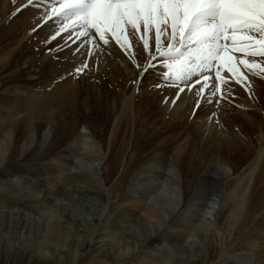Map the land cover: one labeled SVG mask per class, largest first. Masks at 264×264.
Segmentation results:
<instances>
[{"label": "rangeland", "instance_id": "rangeland-1", "mask_svg": "<svg viewBox=\"0 0 264 264\" xmlns=\"http://www.w3.org/2000/svg\"><path fill=\"white\" fill-rule=\"evenodd\" d=\"M26 21L28 20L26 19ZM73 53L78 58H85L86 62L93 58H98L95 45L92 43H80L74 48ZM14 64L16 63H13L12 66L9 60L7 67L16 71L15 76L10 79L3 78L4 86L0 88V92L4 93V95H0L1 118L6 117L8 113L5 110L6 102L2 98L9 97L13 102H11L13 108H15L16 102L20 97L39 89V86L43 84L40 74L37 75L36 79H27L26 70L33 68L27 65L17 66V64ZM145 68H148V64L143 69ZM41 70H43V66H41ZM124 71L128 72L127 69H124ZM141 71L137 73V77L134 76V86L126 95L125 100L133 108L141 98L146 96L145 92L147 91L151 103L141 107L139 112H132L134 114L131 116V125L128 121L125 125L124 116L120 114L121 106L112 119H101L98 127L101 131H96L91 127L89 129L85 125L80 124L76 127L74 135L64 138L65 144L68 143L77 150L88 152L94 148L92 146H95V148L100 146L106 136L108 138L111 134L110 147L107 148L106 155L114 156L115 168L107 167L103 170L104 177L108 179L105 192L110 189V205L102 204L94 193L87 196L86 192L89 189L88 180L83 179L80 176V172L74 175L75 173L71 172V170H67V167L54 155H49L40 160L34 159L36 155L40 156V151H43L44 147L50 144L52 140L45 144L44 142L38 143L36 145L37 149L34 151V157H28L29 159L24 157L27 153L25 152L22 155H18L20 158L17 156L18 159L16 157L14 160H10L12 151L0 150V202L2 201L0 203V214H2L0 215V231H3L0 233V235L2 234L0 236V264H221L220 253L222 251L226 252L224 257L228 258L223 261V264H264V225L256 224L257 221L264 219V156L252 173V179L248 184L244 202H241L239 198V208L234 207V201L238 199L237 189L243 187L241 180L250 160H248L246 153L243 151L232 150L228 142H221L220 154L228 158L227 160L231 164V166H228L230 170L232 167H236L239 172L232 175L228 180L226 174L219 178L227 193L234 187L230 197L222 196L218 209L220 214L217 219L213 218L209 223V225L212 224L214 229L221 227V231H223L220 233L222 242H220L221 237L217 240L216 231L213 229L209 228L205 233L196 232L198 229L205 228L203 216L204 199L199 198L198 200L183 202L181 172L188 177V164L204 162L209 156L183 160L177 165L173 164L170 168L167 162L159 159L153 161L152 165L142 168L134 163L130 152L132 150L139 152L138 141L143 138H139V134L144 131L151 137L161 132L170 139L169 143L164 144L158 138L152 147L154 149L168 151L171 150L169 145L172 143L180 144L181 146L185 144L191 156L197 154L208 155L210 148L207 147L206 141L211 134V130H207V126L201 129L199 126L202 123H200L198 117L191 121L183 120L179 123L172 122L175 120V115L173 114H170V116L164 115L162 119H159V92L163 88L170 89L172 86L165 83L159 89L153 87V85L161 84L163 81L160 79L158 71L154 73L153 70L148 71L146 74H154V77L147 79L149 85H146L144 84L146 80H143L142 77L144 75L141 76ZM125 78L126 76H123V80ZM138 80L140 81L139 83L143 84L141 90H137L139 83H136V81ZM34 81H36V88L33 87ZM150 81L153 83H150ZM21 84H24L25 87ZM171 85L174 84L172 83ZM26 86L30 89L27 90ZM104 86L105 92L112 91L118 94L122 91L120 86H112L110 79L105 82ZM254 91L256 90L254 89ZM262 93L264 95V90H262ZM104 94L106 93H102V95ZM82 95L83 93L79 98ZM219 99L224 100L223 105L220 104ZM233 99L235 98L230 96L228 89H225L224 98L208 101L215 103L216 106L218 105V109L223 112L230 111L235 113V111H239V103L234 102L235 100ZM217 100L218 103L215 102ZM240 105H243V103H240ZM258 105L264 107V103ZM110 107L116 110L118 108V99H112ZM197 108L198 106L195 104L193 110H197ZM251 108H255V105ZM100 109L101 111L98 115L101 113L107 114L105 109L102 107ZM81 110L90 112L92 110L91 101L85 103L84 108ZM249 111L251 114L252 109H249ZM238 116L244 118L246 114L243 116L242 112H238ZM233 117L231 118L233 119ZM260 121L264 123L263 115ZM140 122L146 125L143 126ZM234 122L237 125L241 120L235 117ZM261 123L258 120L255 123V135L260 134V131H262ZM50 128L51 126L46 124L41 129L43 138H48L52 130ZM241 132L250 134L248 130H241ZM262 134L264 135L263 131ZM75 136L78 137V141L75 140L72 143L70 142L71 140L68 141V139H72ZM80 141L81 143H79ZM255 142L257 145L260 143L259 139H256ZM10 144H13V137L10 140ZM33 144L28 151L35 146V143ZM88 144L91 146L88 147ZM1 148L3 147L0 146ZM148 150L141 153L147 154ZM104 165L106 164L104 163L103 167ZM17 166L22 168L23 175H19L14 171ZM176 167L178 168L177 172H175ZM138 168L139 170L135 173ZM169 169L176 174V184L170 182ZM26 175H29L28 179ZM96 178L97 184L102 187V183L99 182L102 181L101 177L96 176ZM195 178L200 181L198 175H195ZM58 180L59 184L62 185L58 184ZM212 180L211 178L206 179L209 187L212 185ZM39 186H42V188ZM171 186L178 191L175 198L166 195L165 191ZM126 188L130 191L138 190L149 194L153 201L151 200L149 205L143 204L141 207L133 205L128 198L123 196V190ZM31 191L36 195L31 194ZM23 194L27 195L26 198ZM84 194L88 198L81 203V198ZM219 195L221 198V194ZM163 206L171 208L173 217L162 211ZM62 208L66 209L65 213L60 212ZM226 208H229L230 220L225 223ZM238 211L240 212L236 215L235 213ZM92 217L94 218L92 219ZM102 240L103 242H101ZM79 244L82 249L78 246ZM200 245L203 247L201 248L203 253H187L189 246H195L193 248L198 249ZM76 246L79 247L77 254L74 253ZM8 248L10 249L8 250ZM15 249L18 250L16 251ZM242 252L250 254L254 260L248 262L241 259L239 254ZM93 253H95L94 259L90 260V255ZM56 255L57 257L55 258ZM73 259L75 260L73 261Z\"/></svg>", "mask_w": 264, "mask_h": 264}, {"label": "bare ground", "instance_id": "bare-ground-1", "mask_svg": "<svg viewBox=\"0 0 264 264\" xmlns=\"http://www.w3.org/2000/svg\"><path fill=\"white\" fill-rule=\"evenodd\" d=\"M26 19L28 21H26ZM68 23L69 22L64 20V18L54 15L53 5L49 3L48 0H40L39 7H37L35 4L29 5L28 0H0V88L4 86V83L2 82L3 78H13L16 73L15 70L9 69L7 67L9 60L11 61L12 66L13 63H16L17 66L27 65L33 68L26 70V77L28 80L36 79L37 75L40 74L43 82V84L39 86V89L33 90V92L20 97V99L16 102L15 108H13L11 104L12 101L9 97L2 98L6 102L5 110L8 111V113L6 117H0V146L3 147L0 150L4 149L6 152L11 150L12 154L10 156V160H14L18 155H22L25 152H27L24 155L25 158L34 157V151H36V145L38 143L44 142L45 144L52 140L50 144L44 147V150L42 149L43 151H40V156L36 155L34 159L40 160L41 158H45L49 155H54V157L60 160V162L67 167V170H71V172L75 173L74 175H77V172H80V176H82L83 179L88 180L89 189L86 192L87 194L85 193L87 196L91 195V193H94L98 196L96 197L101 200L100 202H102V204L105 203V205H110V189L105 192L108 179L104 177L103 170L107 167H111L112 169L115 168L114 156L106 155V150L108 147H110L109 141L111 134L108 138L106 136L100 146H97L96 148L95 146H92L94 148L88 152L80 151V149L77 150L76 148L71 147V145L68 143L65 144L64 138L68 137L69 135H74L76 127L80 124L85 125L89 129L91 127L96 131H101V129L98 128L99 124L101 123V119H112V117L119 111L118 109L121 106L120 114L124 116L125 125L127 121L131 125V116L134 114L132 112H139L141 107L147 106L151 103L150 99L148 98L149 93L147 91L145 92L146 96L141 98L133 108L126 103L125 97L130 92L135 83L134 76L137 77V73L141 71L146 64H148V67H151L154 73L158 71L159 76H161V73H166L164 65L166 64L165 60H167V57H161L153 51L155 35L154 31H151L148 34L149 47L147 49L144 47V41L140 39V37L143 35L142 27L140 33L135 36L129 35L126 38L121 37L122 41L127 39L131 45L128 46V44L125 43V45L122 47L121 43H118L116 38L112 37L110 33L106 35V38L111 37L110 42L109 44H105L104 41L100 39L99 34L93 35L89 33L88 35H80V27H67ZM37 25H39L38 28ZM33 28H36L35 32L31 31ZM52 36H55V40L50 39ZM45 41H47V43H45ZM80 43H92L95 45L98 58H93L86 62L85 58H78L75 56L73 53L74 48ZM49 49H53V51L50 52ZM243 59L248 61L255 59L257 62H259L264 60V57ZM240 60L241 59L232 58L229 60L228 57H224L218 64L217 70L219 71V77L228 80L227 84H224L221 81L220 85H217L221 89L220 96L216 94V96L213 97L211 91L209 90L211 88V84L215 82L212 74L210 73L211 69L204 70L203 75L208 79L209 87L205 88L203 93L200 95H197V89H199L205 82V78L203 81H199V78L203 76L200 73H197L188 84H185L183 81H181L178 84L171 85L173 82L167 78L163 79L161 82V87H163L165 83H168L169 86L172 87L170 89L163 88L162 91L159 92V119H162L164 115L170 116V114H173L175 115V120L172 122L179 123L183 120L191 121L198 117L200 123H202L199 127L202 129L204 126H207V130H211V134L206 141L207 147L210 148L208 155L197 154L195 156H191L188 147L185 144H182L181 146L180 144L172 143L169 145L171 146V150L168 151H163V149H154L152 147L158 138L159 141L164 144L169 143L170 139L164 136V134L161 132L151 137L144 131L140 132L139 134V138L143 137L138 141L139 145L136 142L139 152L133 150L130 152V156L134 163L138 167L142 168L152 165L153 161L159 159L167 162L168 167L170 168L173 164L177 165L183 160L209 156L204 162L200 161L188 164V177H186L183 172H181V187L184 194L183 202H188L189 200H198L199 198L204 199L203 216L205 228L198 229L196 232L205 233L207 229H213L216 231L217 240L221 237L220 233L223 231H221V227L214 229L212 224L209 225V223L211 222V219H217L220 214L218 209L222 196L230 197L234 189L233 187V189L227 193L219 178L226 174L228 180L232 177V175L239 173L236 167H232L230 170L228 166H231V164L227 160L228 158L223 157L220 154L219 148L221 142H228V145L232 150L238 149L243 151L246 153L248 160H250L246 166L244 177L241 180L243 187L237 189L238 199L234 201V207L239 208V198L241 202H244L245 194L248 191V184L252 179V173L255 171L257 165L260 164V161L264 156V135L262 134V131L264 132V123H261L260 121L262 115L264 116V107L258 105L264 103V95L262 93V90H264V76L258 77L251 74L248 71V68L244 64L240 63ZM225 61H227V63ZM85 63L88 65V67L84 68L82 72L76 73L75 70ZM228 63H232L235 66L237 69L236 73L228 70ZM41 66H43V70H41ZM124 69H127L128 72L126 73ZM123 76H126L125 80H123ZM150 77H154V74L149 73L148 75H144L142 77L143 80H146L144 84L149 85L147 79ZM219 77L217 78L220 79ZM245 77L247 80L244 79ZM109 79L112 82V86H120L122 88L120 93L115 94L112 91L105 92L104 84ZM192 82H194L193 85ZM150 83L153 82L150 81ZM246 83H250V91L249 88L246 87ZM35 84L36 81L33 83L34 88L37 87ZM21 85L25 87L24 84ZM142 86L143 84L139 83L137 85V90H141ZM182 86H184V88ZM26 88L27 90L30 89L27 86ZM180 88H183L184 91L180 93V98L176 100L175 104H173L172 101L173 99H176L177 92ZM225 89H228L230 96L235 98L233 99L235 100L234 102L239 103V111H235V113L230 111L223 112L218 109V105L216 106L215 103L205 102V97H207L208 100H215L221 97L224 98ZM254 89L256 91H254ZM82 93V97L79 98ZM102 93L106 94L102 95ZM0 95H4V93L0 92ZM166 97L168 98L167 102L165 101ZM112 99H118V108L116 110L110 107V101ZM89 101H91L92 110L90 112L81 110L84 108L85 103ZM200 101L202 102L200 103ZM197 102H199L200 106L197 108V110H193V107L195 104H197ZM219 102L222 105L224 104V100L222 99H219ZM240 103H243V105H240ZM254 105L255 108H251L254 107ZM182 106L183 108L181 109ZM100 107L105 109L107 114L101 113L98 115L101 111ZM10 108L14 110H11ZM249 109H252L251 114L249 113ZM238 112H242L243 116L245 114L246 116H244V118L240 117L238 116ZM233 116L238 118V120H241V122L236 125L234 122L235 117ZM231 117H233V119ZM257 120L262 125V131H260V134L255 135L254 125ZM140 123L143 126L146 125L143 122ZM46 124H49L51 126L50 129L52 130L48 138H43L41 135V129ZM103 128H105V126H103ZM241 130H248L250 134H244L241 132ZM12 137L13 144H10ZM77 138L78 137L75 136L72 139H68V141L71 140L70 142L72 143V141H78L79 139ZM256 139H259V145L256 144ZM33 143H35V146L28 151ZM79 143H81V141ZM89 146L91 145L88 144V147ZM146 150H148L147 154L141 153ZM104 163L106 165L103 167ZM138 170L139 168L135 170V173ZM14 171L19 175H23V170L19 166L15 167ZM177 171L178 168L176 167L175 172ZM169 172L170 182L174 184L176 181V174L171 169H169ZM195 175L199 176L200 181L196 180ZM96 176L101 177L102 181L99 182H101L105 187H101L97 184ZM207 178H211V180L214 179L211 181V187L207 185ZM53 182H55V180H53ZM177 183L180 184L179 182ZM40 188H42V186ZM165 192L169 197L175 198L178 191H176V189L171 186L168 187V190ZM31 194L35 193H32L31 191ZM85 194L82 195L81 203L85 202L88 198ZM219 194H221V198ZM123 196L124 198H128L131 204L138 207H141L143 204L149 205V202L151 200L153 201V198H151L149 194L139 192L138 190L130 191L127 188L123 190ZM53 207L55 208V206ZM228 209L229 208H226L225 210V223L230 220V211H228ZM162 211L173 217L171 208L163 206ZM60 212L65 213L66 209L62 208ZM239 212L240 211L234 213L238 215ZM93 218L94 217H92V219ZM256 224L264 225V219L257 221ZM21 238L23 237L21 236ZM101 242H103V240ZM220 242H222V237L220 238ZM11 244L13 245V243ZM78 246H80L82 249L80 244ZM78 246H76L74 249V253L76 254L79 252ZM201 246L202 245H200L198 249L193 248L195 246H189V251L187 253H201L203 251L201 250V248H203ZM9 249L10 248H8V250ZM225 253V251H222L220 253V257L225 256ZM94 256L95 253L90 255V260H93ZM239 256L241 259L248 262H252V260H254L253 257L246 252L240 253ZM56 257L57 255L55 258ZM74 260L75 259H73V261Z\"/></svg>", "mask_w": 264, "mask_h": 264}, {"label": "snow or ice", "instance_id": "snow-or-ice-1", "mask_svg": "<svg viewBox=\"0 0 264 264\" xmlns=\"http://www.w3.org/2000/svg\"><path fill=\"white\" fill-rule=\"evenodd\" d=\"M53 5V13L68 21L67 27L78 25L80 35L99 34L105 44H109L107 34L115 37L123 47L130 42L121 37L135 36L143 28L144 47H149V32L154 30L153 51L165 61L168 72L161 73L160 79H170L173 84L191 82L197 72L203 75L205 69L216 67L218 59L227 54L226 40H231L233 48L246 56L264 57V0H48ZM29 5L39 7L40 0H28ZM39 25H37V28ZM171 29L169 32L168 29ZM36 31V28L31 30ZM231 33V35H227ZM163 37V40H162ZM55 40V36L50 37ZM47 43V41H45ZM53 51V49H49ZM79 51V49H77ZM229 60L231 57L228 58ZM227 63V61H225ZM248 71L256 76H264V60L241 59ZM88 65L82 64L75 70L82 72ZM139 67V66H138ZM142 69L141 76L151 71ZM228 70L237 69L228 63ZM217 77L219 71L217 70ZM222 83L228 80L219 77ZM247 80V78H244ZM140 81H136L139 83ZM161 84L153 87L159 89ZM209 87L208 79L197 89V95ZM246 87L251 90L250 83ZM213 97L221 89L215 82L209 89ZM177 92L176 100L180 98ZM168 98H165L167 102ZM205 102H209L205 97ZM218 103V100L215 101ZM199 107V102H197ZM214 115V114H213ZM228 259L221 257V264Z\"/></svg>", "mask_w": 264, "mask_h": 264}]
</instances>
